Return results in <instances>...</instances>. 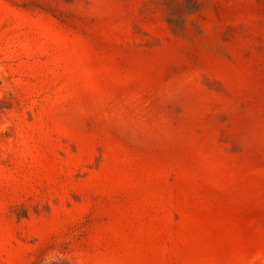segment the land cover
Wrapping results in <instances>:
<instances>
[{"label":"rangeland","instance_id":"obj_1","mask_svg":"<svg viewBox=\"0 0 264 264\" xmlns=\"http://www.w3.org/2000/svg\"><path fill=\"white\" fill-rule=\"evenodd\" d=\"M0 264H264V0H0Z\"/></svg>","mask_w":264,"mask_h":264}]
</instances>
